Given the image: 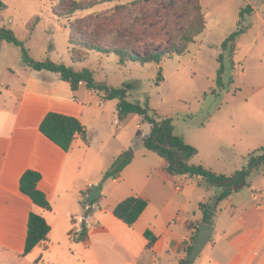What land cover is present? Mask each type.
<instances>
[{
  "label": "rangeland",
  "instance_id": "rangeland-1",
  "mask_svg": "<svg viewBox=\"0 0 264 264\" xmlns=\"http://www.w3.org/2000/svg\"><path fill=\"white\" fill-rule=\"evenodd\" d=\"M1 1L5 7L0 9V26L13 30L32 58H48L75 70L87 68L94 72L96 81L112 87L130 83L128 100L143 104L147 99L149 107L171 118L176 134L195 147L197 152L190 163L229 175L245 164L247 154L264 148V0H200L205 27L184 54L165 57L160 64L130 62L125 65H119L113 53L83 50L79 39L97 34V40L105 44L128 41L142 55L153 49L166 51L191 21L190 0H112L71 16L60 15L58 0ZM117 5L126 7L116 9ZM246 6H251V11L244 10L240 17V9ZM237 27H242L244 32L233 49L230 43L222 49V42ZM70 34L74 52L86 53L85 60L71 61ZM5 46L0 53H6L14 67L28 68L21 61L18 46ZM220 54L223 72L218 82ZM3 75L7 73L4 71ZM114 109L113 100L108 105L109 114ZM148 127L135 115L118 126L112 124L111 117L104 120L96 142L111 147L112 132L119 129L120 140L124 141L122 151L135 159L124 172V179L117 183L111 178L101 181L102 174L99 176L96 172L100 181L91 185L103 186L105 192L86 207L92 208L86 219L88 231L92 222L107 224L113 231V242L128 240L135 248L144 244L145 237L139 226L125 225L113 216L112 208L117 202L132 195V191L145 194L149 201L148 216L158 218L156 227L162 231L171 219H176L183 201L173 191L172 184L159 180L164 161L147 151L142 142ZM247 179L261 181L263 172ZM186 213L193 219L190 202L180 216L183 218ZM64 244V253L67 249L73 251L70 244L69 247ZM60 253L61 247L55 244L45 252L53 259ZM110 254L119 256L114 248ZM43 263L50 264L46 260ZM43 263L28 261V264Z\"/></svg>",
  "mask_w": 264,
  "mask_h": 264
},
{
  "label": "crops",
  "instance_id": "crops-1",
  "mask_svg": "<svg viewBox=\"0 0 264 264\" xmlns=\"http://www.w3.org/2000/svg\"><path fill=\"white\" fill-rule=\"evenodd\" d=\"M6 44L11 43L0 39V50ZM21 69L13 66L6 53H0V264L43 263L45 260L50 264H178L193 243L195 228L203 222L199 203L211 200L217 190L207 187L199 178L168 174L166 162L160 157L164 161L160 182L172 184L173 191L183 201L175 214L176 219H171L160 231L158 218L148 216L149 201L145 194L130 193L147 200V206L133 225L139 226L142 234L146 229H152L156 241L151 250L145 249L146 238L138 248L124 239L113 242L111 228L99 222L91 223L86 240H72L71 235L81 227L82 200L90 193L91 183L99 182L97 174L103 175L115 156L123 152L124 141L120 140L119 129L112 132L114 142L111 147L96 142L104 120L111 117L112 124L118 126L130 115H135L141 123L147 122L137 114H130L120 122L117 100H102L98 92L88 89L84 83L73 91L58 74ZM4 71L7 76L3 75ZM113 100L115 109L109 114L108 105ZM48 112L79 119L86 128L87 142L76 137L65 151L45 137L39 131V125ZM147 124L149 132L150 124ZM134 159L132 156L119 176L111 178L112 182L124 179V172ZM26 170L40 174L37 189L46 195L49 209L37 206L21 193L19 181ZM259 172L263 171L256 170L252 174ZM99 190L100 197L105 189L100 186ZM188 202L193 219L189 213L183 218L180 216ZM218 206L220 210L213 218V232L192 264H264V172L263 180L248 181V186L232 191ZM31 212L45 219L49 232L45 241L23 255ZM109 240L112 242L106 244ZM64 242L68 247L70 244L73 251L67 249L64 253ZM54 244L61 247L57 259L45 254ZM113 248L119 256L110 254Z\"/></svg>",
  "mask_w": 264,
  "mask_h": 264
},
{
  "label": "trees",
  "instance_id": "trees-1",
  "mask_svg": "<svg viewBox=\"0 0 264 264\" xmlns=\"http://www.w3.org/2000/svg\"><path fill=\"white\" fill-rule=\"evenodd\" d=\"M60 5V15L71 16L77 11H83L92 8L95 4L112 0H58ZM192 5L189 7L191 13V21L184 26L181 33H178L177 39L174 40L168 50L162 51L153 49L151 52L140 54L133 50L128 41L121 43L111 42L105 44L98 41L97 34L90 35L87 38L79 39V45L83 50L94 51L98 53L110 54L117 56L119 65H125L130 62L146 64L156 63L160 64L163 58L171 57L172 55H181L187 51L189 44L195 42V39L203 32L205 27L204 14L200 0H190ZM133 3L130 4L132 6ZM5 4L0 0V9L4 8ZM125 5H117L116 9H124ZM244 10L251 11V6H246L240 9L239 16L241 17ZM238 26V23H237ZM244 32L242 27H237L231 32L222 42V49H226L230 43L233 49L237 38ZM0 39L18 46L21 50L22 63L35 71H50L57 73L59 77L68 82L71 90H77L80 83L101 95L102 100L116 99L117 100V118L124 121L130 114H137L141 116L142 120L150 124V130L143 140V146L156 153L166 162V171L170 175H186L189 177L199 178L201 183L206 184L207 187L216 189L217 192L214 197L207 202L199 203V210L202 213V221L213 224V218L218 210V205L223 201L232 191H238L243 187L248 186V177L256 170L264 172V148H258L253 152L247 154L245 164L233 173L226 175L216 173L211 169L206 168L202 164L190 163L197 150L192 145L186 143L183 137L175 132L172 119L166 116H161L155 109L149 107L147 99L145 103L132 102L128 100L129 91L132 85L126 84L123 87H112L106 82H98L94 79V72L83 68L75 70L72 66H67L64 63L52 61L51 59L36 60L32 58L27 49L23 46L22 41L15 35L14 31L0 26ZM70 57L73 62H79L86 59V53L76 54L73 50L72 36H69ZM221 54L217 57L219 63L217 69V81L221 79L223 72V65L221 62ZM39 131L59 146L61 149L67 151L71 147L73 140L80 137L87 142L85 126L73 116L64 115L57 112H48L42 119L39 125ZM132 155H127L126 151L118 153L110 167L103 173L102 180L108 178H117L123 168L131 161ZM40 179V174L33 170H26L19 181V189L21 193L31 199V201L39 207L50 208L49 201L46 195L37 189V182ZM230 187V191H224V188ZM95 200L93 201V203ZM84 214L81 227L75 231L71 238L74 241H84L88 238L87 218L90 215L92 208H86L89 203L86 197L82 200ZM147 200L141 196L130 195L117 202L112 209V214L123 223L131 226L135 223L141 215ZM192 240L194 241L198 227L195 228ZM49 232V225L45 219L36 213L31 212L27 221V232L25 237V245L23 255L30 252L36 245L43 242L47 238ZM147 239L146 250H151L156 241V236L150 229H146L143 233ZM191 246L188 247L187 252ZM178 264H186L185 258L181 259Z\"/></svg>",
  "mask_w": 264,
  "mask_h": 264
},
{
  "label": "water",
  "instance_id": "water-1",
  "mask_svg": "<svg viewBox=\"0 0 264 264\" xmlns=\"http://www.w3.org/2000/svg\"><path fill=\"white\" fill-rule=\"evenodd\" d=\"M129 155V154H127ZM224 191H230L231 188H224ZM100 195L99 187H97L95 184L91 186V191L87 195L86 199L89 204L93 203L95 199H97ZM214 226L209 223L201 222L198 226V230L195 236V239L191 245L190 250L187 252L185 257L186 264H192L194 259L197 257L199 252L202 250V248L205 246L207 241L209 240L212 232H213Z\"/></svg>",
  "mask_w": 264,
  "mask_h": 264
}]
</instances>
